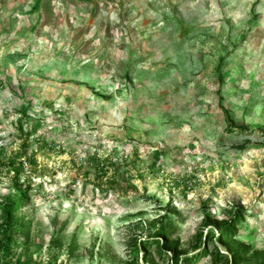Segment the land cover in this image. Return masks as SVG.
I'll list each match as a JSON object with an SVG mask.
<instances>
[{
    "label": "rangeland",
    "instance_id": "rangeland-1",
    "mask_svg": "<svg viewBox=\"0 0 264 264\" xmlns=\"http://www.w3.org/2000/svg\"><path fill=\"white\" fill-rule=\"evenodd\" d=\"M12 157L31 199L11 221V264H173L159 237L140 246L165 216L180 262L207 244L228 264L249 245L240 264H264V0H0ZM95 158L125 179H101ZM12 174L0 170V230ZM236 209V238L218 243Z\"/></svg>",
    "mask_w": 264,
    "mask_h": 264
},
{
    "label": "trees",
    "instance_id": "trees-1",
    "mask_svg": "<svg viewBox=\"0 0 264 264\" xmlns=\"http://www.w3.org/2000/svg\"><path fill=\"white\" fill-rule=\"evenodd\" d=\"M227 121H230V117L226 112ZM33 132L27 133L24 139L29 138ZM26 141V140H25ZM16 157L9 158V160H3L0 158V170L7 169V171H12V179H13V190L12 194L5 204L3 205V215L5 218L4 227L0 230V264H11L13 261V246L15 245V235L18 233V226L11 222L14 215L18 210L27 205L30 201L29 195V187H24L17 182L18 175L22 172V164H16ZM94 159V158H93ZM30 161V160H29ZM121 164L117 162H107V164H102L98 159L95 158L93 166L94 170L97 173L101 174V179L108 174V172H112V176L109 178V183L114 185H118L120 181L124 178L125 173L119 172ZM126 164H124L125 166ZM99 186H97L98 189ZM243 211L241 209H236L233 211L231 215V224L226 222H222L216 224L217 226V236L216 240L218 243L229 244L232 242L237 235L239 225L242 223L244 216H242ZM153 233L154 238L151 240H147L144 244L142 243L141 249L144 251L150 250L153 244H157L159 238L162 239L163 250H161V255L163 259H167L169 262L173 264H197L198 259L202 256L205 257L210 255L212 258V263L214 264H228V257L226 253H220L215 246L211 250L208 249L207 244L202 248V250L197 255H192L189 257L179 258V253L176 250V247L173 245L171 256L167 255L166 249L170 248V242H168V238L173 235L176 230V227L173 225V221L170 217H163L158 219L153 225ZM207 236L206 242H209L213 239L214 234L212 231L209 232ZM159 237V238H158ZM250 246H236L233 250H231V264H240L243 258L249 253ZM37 264V263H34ZM129 264H139L137 259Z\"/></svg>",
    "mask_w": 264,
    "mask_h": 264
}]
</instances>
